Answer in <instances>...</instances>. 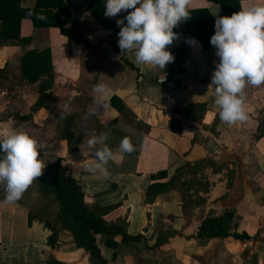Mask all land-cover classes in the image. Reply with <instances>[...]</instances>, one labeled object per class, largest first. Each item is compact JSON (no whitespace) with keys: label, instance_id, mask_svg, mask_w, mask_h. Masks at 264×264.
Here are the masks:
<instances>
[{"label":"crops","instance_id":"0c3cea01","mask_svg":"<svg viewBox=\"0 0 264 264\" xmlns=\"http://www.w3.org/2000/svg\"><path fill=\"white\" fill-rule=\"evenodd\" d=\"M90 2L65 0L90 46L25 19L21 35L30 38V45L0 47V136L13 129L28 133L42 147L45 166L61 161L72 170L89 206L110 209L104 215L108 223H124L128 235L141 236L129 244H121L119 236L106 237L118 244L102 247L108 264H264V86L245 87L246 121L222 123L208 87L218 60L214 48L205 51L197 41L171 73L138 64L133 52L113 49V32L92 16ZM238 2L241 10L260 0ZM188 8L206 10L213 20L224 16L208 0H190ZM183 23L177 39L166 46L171 53L184 41ZM30 51L49 52L54 76L48 106L36 112L32 109L46 77L36 83L24 80L22 59ZM164 71L169 80L157 85ZM98 82L108 88L103 105L93 101L92 85ZM196 105H204L205 112L196 111ZM90 109L95 114L88 115ZM62 117L72 120L71 143L60 135ZM105 132L114 157L105 166L107 174L89 172L87 140ZM125 136L134 145L131 153L118 151ZM172 179L171 189L148 200L150 185ZM36 207L0 203V264H47V252L62 264H96L76 247L70 232L62 231L54 248H48L51 232L38 220L29 223V210ZM225 211L235 213L232 231L250 239L215 238L199 245L194 236L202 221Z\"/></svg>","mask_w":264,"mask_h":264},{"label":"trees","instance_id":"16d2710c","mask_svg":"<svg viewBox=\"0 0 264 264\" xmlns=\"http://www.w3.org/2000/svg\"><path fill=\"white\" fill-rule=\"evenodd\" d=\"M28 0H0V47H22L30 45L31 40L21 35V24L25 19L32 21L37 28H55L60 34L73 40L77 44L90 46V42L81 29L77 20L72 19L65 0H36L33 6L27 3ZM219 5L224 16L240 10L238 0H208ZM88 10L104 30L113 32V39L109 40L110 45L116 52L120 49L116 45L119 27L116 19L123 18L126 14L119 13L116 17L107 18L104 16V0H91ZM130 11V10H129ZM208 20V21H207ZM182 44L172 52L174 61L166 65L168 73L178 66L185 63L191 48L186 43V38L194 37L199 41L205 51L213 46L209 43L212 32H214V20L206 10L189 11V19L183 23ZM213 29V31H212ZM178 34V26L173 29ZM131 68L132 66L129 65ZM23 78L28 83H36L41 80L39 85V99L34 105L32 112L48 106L50 95L47 91L53 86V66L48 51L41 53L30 51L22 59ZM113 102V99L111 100ZM110 102V103H111ZM195 110L203 114L204 105H196ZM32 115L26 116L30 118ZM63 126L60 135L71 143L75 135L71 130V118L62 117L58 126ZM261 132V125L259 126ZM70 150H73L70 147ZM159 177H166V172H160ZM155 178V177H154ZM173 179L165 184H152L147 191V198L168 191L172 188ZM34 191L40 198L41 203L38 207L29 210V223L33 220L40 221L46 229L51 232L48 238V248L52 249L56 245L59 234L62 231L70 232L77 248L83 249L89 254L90 260L96 264H108L102 254V247L109 246L116 248L117 243L106 237L119 236L121 244L138 243L141 236H130L127 234L124 223H108L104 215L110 209H102L98 205L89 206L85 201V194L79 182L73 177L72 170L63 166L61 161L45 166L40 177L36 178L23 193L17 203L32 204L35 200ZM235 213L225 211L219 215L208 214L198 228L194 236L199 245L204 246L210 240L234 239L247 241L250 237L245 233L232 231V224ZM159 246V243L156 244ZM253 260H257L256 257ZM252 260V262H254ZM47 264H62L57 262L50 253H46Z\"/></svg>","mask_w":264,"mask_h":264},{"label":"clouds","instance_id":"9594fccd","mask_svg":"<svg viewBox=\"0 0 264 264\" xmlns=\"http://www.w3.org/2000/svg\"><path fill=\"white\" fill-rule=\"evenodd\" d=\"M190 0H104V16L116 17L119 27L117 44L121 51L133 52L135 62L165 70L174 61L166 46L171 45L178 34L173 31L189 19ZM130 10V11H129ZM186 43L195 45L194 37ZM209 43L218 58L208 87L214 90V104L222 123L228 125L248 119L244 102L246 86H264V0L251 7L242 8L230 16H216L214 34ZM165 71L160 81L165 79ZM95 104L103 105L108 94L104 83L92 85ZM67 104L65 108H67ZM95 114L90 109L88 115ZM108 134L92 135L87 146L92 149V162L86 165L89 172L107 174L106 165L114 153L106 144ZM42 147L24 131L15 129L0 136V186L5 192L0 203L18 201L45 168L41 157ZM135 150L131 140L121 139L118 151Z\"/></svg>","mask_w":264,"mask_h":264},{"label":"rangeland","instance_id":"374dc122","mask_svg":"<svg viewBox=\"0 0 264 264\" xmlns=\"http://www.w3.org/2000/svg\"><path fill=\"white\" fill-rule=\"evenodd\" d=\"M34 195H35V200L33 201L32 205H34V206H39L40 203H41V200H40V198L37 197V195H36V191H34ZM4 196H5V192H4V190H3V187L0 186V199H1V198H4ZM21 199L24 200V201H26V199L24 198V196H22ZM26 202H27V201H26ZM26 204H27V203H26ZM256 259H257V257H256ZM256 261L258 262V260H256Z\"/></svg>","mask_w":264,"mask_h":264},{"label":"water","instance_id":"95a60500","mask_svg":"<svg viewBox=\"0 0 264 264\" xmlns=\"http://www.w3.org/2000/svg\"><path fill=\"white\" fill-rule=\"evenodd\" d=\"M168 80H169V78H165L163 81L157 80L155 82H156L157 85H160V84L166 83ZM260 248L262 249L261 245H260Z\"/></svg>","mask_w":264,"mask_h":264}]
</instances>
